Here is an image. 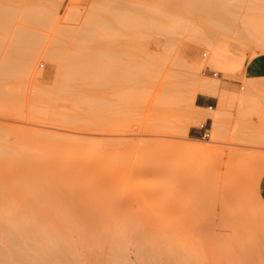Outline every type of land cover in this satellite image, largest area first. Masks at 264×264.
I'll list each match as a JSON object with an SVG mask.
<instances>
[{
    "label": "rangeland",
    "instance_id": "obj_1",
    "mask_svg": "<svg viewBox=\"0 0 264 264\" xmlns=\"http://www.w3.org/2000/svg\"><path fill=\"white\" fill-rule=\"evenodd\" d=\"M113 1L0 0V198L13 197L5 202L17 208L23 195L45 191L56 175L58 183L69 180L68 187L50 184L65 187L56 191L58 199L53 197L68 203H59L62 209L85 194L89 201L85 197L80 203L93 206L101 199L94 210L103 205L98 211L110 213L103 212L108 220L95 242L70 207L71 218L61 209L67 222L61 216L62 224L58 220L53 227L61 238L72 239L71 247L66 240L61 248H73L76 264H112L117 252L124 258L114 264H141V247L148 241L150 246L157 242L160 252L167 246L163 254L181 243L182 257L197 264L263 263L264 252L258 251L264 246V0H228L207 11L185 0ZM96 4L111 25L81 35L83 19ZM109 7L117 9L113 15L130 13L135 21L112 17ZM40 8L49 22L37 13ZM37 14L45 25L35 24ZM77 51L86 55L83 63L71 57ZM13 52L19 66L7 68L5 58ZM212 52L227 61L226 70L217 69ZM184 59L198 69L182 68ZM69 67L73 74L67 77ZM205 79L217 81L216 109L191 103L190 89ZM197 113L204 118L194 122ZM207 117L217 121L209 140L189 133ZM190 142L208 149L185 151ZM117 234L125 242L116 249ZM247 238L257 240L251 245ZM145 239L139 252L137 242ZM251 247L260 257L248 258ZM227 251L238 253L233 255L237 261Z\"/></svg>",
    "mask_w": 264,
    "mask_h": 264
},
{
    "label": "bare ground",
    "instance_id": "obj_2",
    "mask_svg": "<svg viewBox=\"0 0 264 264\" xmlns=\"http://www.w3.org/2000/svg\"><path fill=\"white\" fill-rule=\"evenodd\" d=\"M107 1V0H106ZM113 1V0H112ZM116 1V0H115ZM117 1H119V3L118 4H120L121 2H120V0H117ZM228 0H185V2L188 4V6L189 7H191V8H196V9H202V10H204V11H207V10H209V8L213 5V4H217V3H226ZM109 2V1H108ZM112 3V2H111ZM109 4V3H108ZM113 4H114V1H113ZM115 5H116V3H115ZM115 5H113V6H115ZM122 5V4H121ZM111 6H112V4H111ZM98 5L96 4V6H93V9L91 10V12L93 11L94 13H91L90 12V14H92V15H90V18L88 17H86V18H84L83 19V21L85 22L86 21V23H84L83 22V24H84V27H83V24H81V26H80V28H79V30H81L80 31V34L81 33H83L84 32V36H86V34H88V36H90L91 34V32H94V33H96L97 31H105V29L106 28H108V26H110L111 24H110V21L109 22H107L106 23V21H104V20H106V19H104L103 17H100L101 15H99V13H98V11H100V12H104L103 10H102V8H101V10H100V8L98 7ZM120 6H118V8H119ZM96 8V9H95ZM116 8H117V6H116ZM116 8H111V10H109L110 9V7L108 8V10H109V13L111 14V16L113 15V13L114 12H117V9ZM39 8H34L33 10L32 9H30L29 11V13H28V15L30 14V13H32L33 14V16H34V14H35V12H32V11H34V10H38ZM97 9H98V11H97ZM114 9H116V11L113 10ZM32 10V11H31ZM40 11L42 12V11H44L43 9H41L40 8ZM40 11H38L37 13H39L40 15H41V17L43 16L42 14H44L45 13V11L44 12H42V13H40ZM118 14V15H117ZM115 13L112 17H117L116 19H122V18H125L124 19V23H126L127 21H129L131 18H133V15L132 14H130V13H128V16H126V13L124 14V16L123 17H120V13ZM129 14H130V16H132V17H129ZM38 15V14H37ZM36 15V16H37ZM45 15V14H44ZM32 15L30 14V17L29 18H31L30 19V21H33V18L31 17ZM87 16H89V14L87 15ZM39 15H38V19H37V17L35 18V19H37L36 21L37 22H35V24H37L38 22H41V25H45L44 23H42V21H39ZM41 17H40V20H41ZM46 17V16H45ZM44 16H43V18H45ZM120 17V18H119ZM222 17H224V20H226V21H228L229 20V16L227 15H222ZM47 18V20H48V17H46ZM102 18L104 19V20H102ZM128 18V19H127ZM116 19H114V21L116 20ZM135 19V18H134ZM118 20H116V22H118ZM126 20V21H125ZM223 20V21H224ZM112 21H113V18H112ZM130 21H135V20H130ZM33 22V23H34ZM47 22H49V20L47 21ZM128 23V22H127ZM157 23V22H156ZM161 25L159 26L160 27V29H161V27H162V23L161 22H159ZM164 23V26H165V28L167 29V27H166V25H165V22H163ZM215 23V22H214ZM108 24H110V25H108ZM216 24V25H215ZM215 24H213V25H215L216 27L219 25V23H215ZM157 25V27H158V23L156 24ZM164 26H163V30H164ZM178 26H180V25H178ZM82 27V28H81ZM110 28V27H109ZM71 29V28H70ZM72 30V29H71ZM108 30V29H107ZM168 30H170L169 29V27H168ZM68 32L70 31V30H67ZM165 31V30H164ZM166 32V31H165ZM86 33V34H85ZM94 33H92V34H94ZM168 33V32H167ZM82 35V34H81ZM201 35H203V34H201ZM205 37V39H203ZM201 39L202 40H204V44H206V45H208V47H210L211 45H210V40H208V38H206V36H201ZM212 49V48H211ZM79 52V56L77 57V55L78 54H76V53H78ZM14 53V52H13ZM60 53V52H59ZM15 54V53H14ZM12 55V54H10V55H12L11 57H10V55L8 54V57L7 58H5V60L7 59V64H5L6 63V61H5V67L7 66V65H12L13 67H18L19 65V60H20V58H17L18 57V55ZM31 54H33V53H31ZM30 53H29V55H31ZM56 53L55 52H53L52 53V55L54 56ZM80 54H81V51H77V52H75L74 54H71V57H72V55H73V59H75L76 58V62L78 61V62H80V63H83L84 62V59H86V55H84V56H81L80 57ZM186 55H187V53H185ZM28 55V56H29ZM50 56L51 58H53V56ZM57 55H58V53H57ZM82 55V54H81ZM7 56V55H6ZM19 56H22V57H24L23 55H21L20 53H19ZM25 56H27L26 54H25ZM30 57V56H29ZM29 57H27L26 59L27 60H30V59H28ZM55 57L56 56H54V59H55ZM81 59H80V58ZM33 58V57H32ZM70 59L71 60V62L73 61V59ZM78 58V59H77ZM17 59H19L18 61H17ZM83 59V60H82ZM80 60H82V61H80ZM182 60H183V58H182ZM75 61H74V63H75ZM187 60L186 59H184V61L181 63V67L183 68H186V69H189L190 68V70H195L194 68L196 67L195 65H194V67H191L192 66V64L191 63H193L192 61H190V62H186ZM211 61L212 62H214V64H215V66L217 67V69H220V70H222V71H224V70H226L225 68H226V66H227V61H225V60H223V57H220L219 56V54L217 53V52H212V55H211ZM17 62H18V64H17ZM3 64V65H4ZM17 64V65H16ZM183 65V66H182ZM72 66H75V65H72ZM78 67H81V66H78ZM87 67V66H86ZM86 67H82V68H80V69H84L85 70V68ZM198 67V66H197ZM196 67V70L198 69ZM7 68H8V66H7ZM7 68H5V69H7ZM9 68H10V66H9ZM14 68V69H15ZM70 68V67H69ZM72 68H74V69H76L77 68V66L76 67H72ZM72 68H70V70H67L68 72H71V73H66V76L67 77H70L73 73H72ZM88 68V67H87ZM4 69V70H5ZM82 70H81V73H82ZM74 71V70H73ZM80 71V70H79ZM86 71V70H85ZM85 71H83V72H85ZM185 72V71H184ZM77 73H80V72H77ZM77 73H75V74H77ZM189 72H187V74H188ZM70 76H69V75ZM191 74H194V73H191ZM80 75V74H79ZM196 75L197 74H195V77H196ZM191 76V75H190ZM194 76V75H193ZM197 77H198V75H197ZM197 80V79H196ZM207 80H209V79H207ZM215 81V80H214ZM214 81L212 80V79H210V82H208V81H206V79L204 80V81H200V82H197L195 85H193V87L190 89V96H191V99L190 100H192L191 101V103H192V105L194 106L195 104H194V97H195V95L197 94V93H202V94H208V95H216L217 93H218V90H219V87L214 83ZM216 83H217V81H215ZM245 96L246 94H245V92H243V93H240V96H241V98H242V96ZM243 96V99L247 96H245L244 97ZM239 99L240 101H242L243 102V99ZM241 102V103H242ZM239 104H240V102H239ZM196 106V105H195ZM209 106V105H208ZM211 106V105H210ZM196 108H199V109H203V107H201V106H197ZM212 108V107H211ZM206 109H208V107H206ZM208 110H210V109H208ZM212 110V109H211ZM200 118H204V117H202L199 113H197V116H195L194 117V122H197ZM214 118V117H213ZM215 120H216V118H214ZM214 119H213V121H214ZM214 122H217V121H214ZM213 122V123H214ZM201 123V122H200ZM213 123H212V125H213ZM214 125H215V123H214ZM216 126V125H215ZM210 134H211V127H210ZM210 138V137H209ZM209 140V139H208ZM1 150H2V152H3V149L2 148H0ZM183 149L185 150V151H188V152H191V153H203V152H205L207 149H208V147H205V146H203V145H200V144H196V143H193V142H190V143H187L185 146H183ZM4 151H5V149H4ZM0 153H1V151H0ZM54 163V162H53ZM49 164V163H48ZM50 166H55L54 164L52 165V163H50ZM49 167V166H48ZM53 168V167H52ZM51 168V169H52ZM47 169H49V168H47ZM54 169V168H53ZM56 169V168H55ZM53 171H55L56 172V170H53ZM52 171V172H53ZM55 177H56V175H55ZM55 177L53 176L52 178H53V183L55 182H57L56 180H55ZM48 178H50V177H48ZM44 181H48V180H44ZM51 181V178L49 179V181L48 182H50ZM59 181V180H58ZM67 181H69V180H66V182H64V184L65 183H67ZM53 183H49V184H47V185H45V184H43L42 183V185H45L44 187H43V189L45 188V191L44 190H41L42 189V187L41 188H39V190H38V187L35 189V190H38V191H35V192H32L31 194H28V195H23V196H25V197H23V196H20L21 198L23 197V199L24 200H21V198L20 199H18L17 197V199L18 200H21V201H18L17 199H14V201L13 202H15V201H18L19 203H21V204H19L18 202V205H20V206H17V208L16 207H11V204H9L8 202L10 201H12V199H13V197L12 198H10V197H8V196H6V197H8V198H10V199H6V197H4V196H2V198H0V261L3 263V264H73V263H75V261H76V259H74V258H76V257H74V256H76V255H74V254H76L75 252H74V250H73V248H69V247H67V246H69V244L71 243V240H69L70 238L67 236V238L65 239V238H61V237H63V234L61 235V236H59V234L60 233H58L57 234V232L55 233L54 231L55 230H53V227H55V225L58 223V220H60L61 219V216L62 217H64L63 216V212H61L63 209L61 208V206H60V204L59 203H63V201L62 202H58L57 200H55V199H53V197L56 195V191H58L59 192V189H61V187H63V186H66V185H64V184H62V181H61V185H63V186H61V185H58L57 184V186H53L54 184ZM50 184H53V185H50ZM70 184V183H69ZM71 185V184H70ZM47 186H53V187H48L49 188V190L51 191V193L52 192H54V193H52V194H50V192H49V190H48V188H47ZM69 185H68V183H67V187H68ZM47 188V189H46ZM63 188H65V187H63ZM62 188V189H63ZM71 189V188H70ZM86 189V188H85ZM85 189H83V190H81V191H83V193H84V191H85ZM46 190H48V191H46ZM65 190H67V189H65ZM69 190V189H68ZM60 191H64V190H60ZM72 191H74V190H72ZM80 191V192H81ZM88 191V190H87ZM46 192H49V194L48 193H46ZM57 192V193H58ZM75 192V191H74ZM76 192H79V189L78 190H76ZM59 194H60V192H59ZM59 194L58 195H56V198L59 196ZM74 195V194H73ZM81 195V194H80ZM80 195L79 196H76L75 198H77L78 199V197H80ZM87 194H85V197H87L86 196ZM88 196H90V195H88ZM84 197V198H85ZM15 198V197H14ZM59 198V197H58ZM57 198V199H58ZM81 198V201L84 199H82V197H80ZM49 199V201H50V199L51 200H55V202H52V203H49V201H47ZM87 199H88V197H87ZM96 199V198H95ZM94 199V200H95ZM59 200H61V199H59ZM93 199H92V201H94ZM101 200V199H100ZM100 200H98L97 201V203H99V202H101ZM5 201H8V202H5ZM65 201V200H64ZM78 201V200H77ZM81 201H79L78 203H76L75 202V204L76 205H73L72 207L69 205V207L72 209L71 211H73V214H75V216H77V218L81 221V222H83L82 224L84 225V226H86L87 228H88V234L90 233V231H91V233H92V237L94 238V240H92V238H90L91 239V241H94L95 242V240H97L98 238H100V237H102L103 236V233H104V224L105 223H107V216H105V214H108V213H110L109 212V208L107 207V212L108 213H106L105 211H102V213L103 212H105V214L103 213V215H102V213L101 212H99L98 211V209H97V207L99 208L100 207V205H97L96 206V210H94V206L97 204H95V202H94V204L91 202V204L93 205V206H91L90 205V203H86L85 201L84 202H82V203H80ZM88 201H89V199H88ZM96 201V200H95ZM17 203H12L14 206H15V204H17ZM102 203V202H101ZM59 204V205H58ZM65 204H68V203H63L62 204V206L63 205H65ZM86 204V205H85ZM89 204V205H88ZM103 204V203H102ZM89 207H88V206ZM60 206V207H59ZM65 206H67V205H65ZM76 206V207H75ZM106 205H104V207H105ZM64 207V206H63ZM69 207H65V208H68L69 209ZM101 207H103V205H101ZM101 207H100V209H101ZM60 208V209H59ZM90 208H93V210H91ZM106 208V207H105ZM62 209V210H61ZM67 209V210H68ZM104 209V208H103ZM61 210V211H60ZM65 210V209H64ZM67 210H65L64 211V214H66L65 212L67 211ZM106 210V209H105ZM62 213V214H61ZM70 214H71V212H68L67 211V214L65 215V217H70L71 218V216H70ZM77 214V215H76ZM59 215V216H58ZM68 215V216H67ZM79 215V216H78ZM81 215V216H80ZM64 217V218H65ZM58 218H60V219H58ZM57 220V221H56ZM64 219L62 218V221H63ZM65 222H67V219L65 218ZM64 222V223H65ZM69 222H70V220H69ZM58 224H62L61 223V220H60V223H58ZM58 224H57V226H58ZM52 225H54V226H52ZM65 225V224H64ZM60 226V225H59ZM44 227H47L46 229L44 228ZM55 229H56V227H55ZM231 229V228H230ZM232 231V230H231ZM90 233V234H91ZM228 233H231V232H228ZM237 233V232H236ZM87 234V235H88ZM145 234V233H144ZM239 234V233H238ZM147 235V234H146ZM66 236V235H65ZM91 237V235H88V237ZM235 236H236V234H235ZM87 237V236H86ZM120 237V236H119ZM118 237V234H117V238H115L116 240H113L114 242L115 241H117L116 243H118L117 245L114 243L113 244V246H115L116 245V249H117V246L118 245H120V244H123V243H121L120 241H123V239H121V237L119 238ZM145 237H147V236H145ZM228 238H229V236H227ZM230 237H232V236H230ZM240 237L242 238V236L240 235ZM263 237V236H262ZM141 238V237H140ZM148 238V237H147ZM249 238V237H248ZM248 238H247V241H251V245H253V243L252 242H254L255 240H257V239H255V240H253V238H252V240H251V238L248 240ZM257 238V237H256ZM142 239H144L143 238V236H142ZM150 239V238H149ZM148 239V240H149ZM179 239V238H178ZM231 239V238H230ZM233 240H235L234 239V237L232 238ZM244 239H245V236H244ZM243 239V240H244ZM258 239H262L261 238V236L258 238ZM66 240H68L69 241V244L67 245L66 244V247L69 249H67L66 247L65 248H61L63 245H65V243H68V241H66ZM88 240H89V238H88ZM240 240V239H239ZM239 240H238V237H237V242L239 243ZM242 240V241H243ZM64 243L63 245H62V242ZM90 241V240H89ZM147 240L145 239V240H143V241H141L140 243H138L137 242V246H138V244H139V246L142 244L143 245V243H145ZM152 241V240H151ZM178 241V240H177ZM246 241V240H245ZM246 241V242H247ZM61 242V243H60ZM124 242H125V239H124ZM149 242V241H148ZM148 242H146L147 243V246H149V247H147L146 246V243L144 244L145 246H146V248L144 249L143 247H144V245L141 247V248H139V246H138V250H139V252H140V249L142 250V252H143V254H140L141 256H140V261H141V264L142 263H144V262H142V260H146L145 262H146V264H197V263H195V261H197L196 259H195V261L193 262V261H191L192 259H194V258H191L190 256H187V255H185V257L186 258H188V259H186L185 257H182V256H184L183 255V253H182V248H181V243H180V241H179V243H180V245H178V243L177 244H175V243H173V246H171V250H172V252H167V253H164L163 254V252H162V250H165L166 249V247H165V249H163L162 248V250H161V252H160V250H158L157 248H158V243H157V245H156V243H154L155 241H153L152 243H154V246L151 244V246H150V244L148 245ZM168 242V241H167ZM227 242V243H226ZM225 242V244H228V241H226ZM229 242H230V240H229ZM235 241H233V243H234ZM236 242V244H238ZM257 242V241H256ZM261 242V243H260ZM263 242H264V240H263ZM262 241H259V243L260 244H262L263 243ZM55 243H56V245H55ZM60 243V244H59ZM120 243V244H119ZM149 243H151V242H149ZM231 243H232V241H231ZM243 243H245L244 241H243ZM242 243V244H243ZM174 244L175 245H177V248H178V246H180V248L179 249H177V251H179V252H177L176 251V246H175V248H173L174 247ZM241 244V243H240ZM240 244H238V246L240 245ZM241 244V245H242ZM249 244V246H251ZM58 245H61V246H59L58 247ZM170 245H172L171 243H170ZM232 245V244H231ZM241 245H240V247H241ZM258 245V244H257ZM72 245L70 244V247H71ZM122 246V245H121ZM121 246L119 247V248H121ZM160 246V245H159ZM224 246V245H223ZM229 245H226L225 247V249H229V247H228ZM233 246H237V245H233ZM245 246V245H244ZM243 245H242V247H244ZM249 246H247L246 245V247H249ZM255 246V245H254ZM260 246V245H259ZM64 247V246H63ZM235 247H233V248H235ZM239 247V248H240ZM245 247V248H246ZM257 247V246H256ZM261 247V246H260ZM118 248V249H119ZM173 248V249H172ZM250 248V247H249ZM248 248V249H249ZM160 249H161V246H160ZM168 249H170V248H168ZM174 249H175V252H173L174 251ZM184 249V248H183ZM231 249L232 248H230V251H231ZM238 249V248H237ZM242 249V248H241ZM244 249V248H243ZM251 249L253 250V249H256L255 247L254 248H252L251 247ZM257 249H259L258 247H257ZM181 250V251H180ZM247 250V249H246ZM167 251V249L164 251V252H166ZM237 251V250H236ZM238 251H240V249L238 250ZM244 252H246L245 250H243ZM243 251H241V252H243ZM249 251H250V249L248 250V252L247 253H249ZM254 251V252H253ZM251 253H249V255H251V256H248V258L249 259H252V258H254L253 257V253H256L257 255H259L257 252H255V250H253ZM264 252V246L262 245V248H260V250L258 251V252ZM121 252H123V250L121 251ZM120 252V253H121ZM141 252V253H142ZM184 252H186V251H184ZM226 252V251H225ZM228 252V254L230 253L229 251H227ZM234 252H235V249H234ZM119 252H117V260H114V262L113 261H109L110 263L112 262V264H114V263H116L115 261H118V257L120 258V257H122V258H124L123 257V255H124V253H123V255L121 256H119V254H118ZM180 254L181 253V256L180 255H178V254ZM231 253H233V250L231 251ZM229 254L230 256H233V255H235V254H237L238 255V253H234L233 255L232 254ZM240 253V252H239ZM185 254V253H184ZM241 254V253H240ZM239 254V255H240ZM245 254V253H244ZM261 254V253H260ZM74 255V256H73ZM225 255V254H224ZM262 255V254H261ZM264 255V254H263ZM143 256H145V257H143ZM229 256V257H230ZM242 258L243 257H245V255H243V253H242ZM240 256V257H241ZM141 257H142V259H141ZM226 257H228V256H226ZM234 258H235V261H237L236 260V257L235 256H233ZM240 257H238V258H240ZM259 257H260V255H259ZM74 259V260H71V259ZM144 258H146V259H144ZM247 258V259H248ZM256 258H257V256H256ZM261 258H264L263 256H261ZM121 259V258H120ZM228 259V258H227ZM231 260L233 259L232 257L230 258ZM244 259V258H243ZM71 260V261H70ZM122 260V259H121ZM189 260V261H188ZM240 259H238V261H239ZM246 260V259H245ZM245 260H242V261H245ZM255 259H253L252 260V263H253V261H254ZM262 259H260L259 258V261H261ZM73 261V262H72ZM190 261H191V263H190ZM225 261V260H224ZM227 262H228V260H226ZM234 261V260H233ZM232 261V262H233ZM234 261V262H235ZM255 261H258V258H257V260H255ZM72 262V263H71ZM201 262V261H200ZM247 262H248V264H251V261L249 260H247ZM246 262V263H247ZM117 263H120V260L117 262ZM226 263V262H225ZM224 263V264H225ZM235 263H237V264H239L238 262H235ZM235 263H233V264H235ZM244 263V262H243ZM242 263V264H243ZM245 263V264H246ZM255 263H257V262H255ZM254 263V264H255ZM261 263V262H260ZM260 263H258V264H260ZM76 264V263H75ZM122 264V263H121ZM140 264V263H139ZM199 264H202V263H199ZM204 264V263H203ZM231 264V263H230ZM241 264V263H240ZM261 264H264V262L263 263H261Z\"/></svg>",
    "mask_w": 264,
    "mask_h": 264
},
{
    "label": "crops",
    "instance_id": "obj_3",
    "mask_svg": "<svg viewBox=\"0 0 264 264\" xmlns=\"http://www.w3.org/2000/svg\"><path fill=\"white\" fill-rule=\"evenodd\" d=\"M194 104L197 106L212 107V109H216L219 104V99L214 95L198 93L194 97ZM200 114L202 115V113ZM205 121L211 127L212 119L210 117H207ZM190 132H193V134H200V131L197 128L190 130L189 133Z\"/></svg>",
    "mask_w": 264,
    "mask_h": 264
},
{
    "label": "built area",
    "instance_id": "obj_4",
    "mask_svg": "<svg viewBox=\"0 0 264 264\" xmlns=\"http://www.w3.org/2000/svg\"><path fill=\"white\" fill-rule=\"evenodd\" d=\"M203 75H205L203 73ZM212 75L217 77L218 76V72L213 71ZM208 109H212L211 107H208ZM197 129L200 131L199 136L203 139V140H208L210 137V125H208L206 123V121H203L199 124V126L197 127Z\"/></svg>",
    "mask_w": 264,
    "mask_h": 264
}]
</instances>
